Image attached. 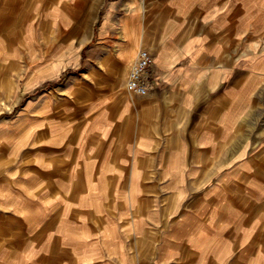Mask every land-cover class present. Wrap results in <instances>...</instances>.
I'll list each match as a JSON object with an SVG mask.
<instances>
[{
  "label": "crops",
  "instance_id": "1",
  "mask_svg": "<svg viewBox=\"0 0 264 264\" xmlns=\"http://www.w3.org/2000/svg\"><path fill=\"white\" fill-rule=\"evenodd\" d=\"M0 264H264V0H0Z\"/></svg>",
  "mask_w": 264,
  "mask_h": 264
},
{
  "label": "built area",
  "instance_id": "2",
  "mask_svg": "<svg viewBox=\"0 0 264 264\" xmlns=\"http://www.w3.org/2000/svg\"><path fill=\"white\" fill-rule=\"evenodd\" d=\"M152 63L153 56L150 51L140 47L125 76L124 89L128 94L143 97L149 93Z\"/></svg>",
  "mask_w": 264,
  "mask_h": 264
},
{
  "label": "rangeland",
  "instance_id": "3",
  "mask_svg": "<svg viewBox=\"0 0 264 264\" xmlns=\"http://www.w3.org/2000/svg\"><path fill=\"white\" fill-rule=\"evenodd\" d=\"M135 51H136V48H135V50L133 51V55H132V57H131V60H132V58L134 57V54H135ZM127 73V72H126ZM126 76V75H125ZM54 82H56V81H48L47 82V84H52V83H54ZM124 85V81L120 84V87L121 86H123ZM124 91H125V89H123ZM10 115H14L15 114V111L13 110L11 113H9Z\"/></svg>",
  "mask_w": 264,
  "mask_h": 264
},
{
  "label": "bare ground",
  "instance_id": "4",
  "mask_svg": "<svg viewBox=\"0 0 264 264\" xmlns=\"http://www.w3.org/2000/svg\"><path fill=\"white\" fill-rule=\"evenodd\" d=\"M135 56V55H134ZM133 59V58H132ZM125 74V73H124ZM125 77V75H123V78Z\"/></svg>",
  "mask_w": 264,
  "mask_h": 264
}]
</instances>
